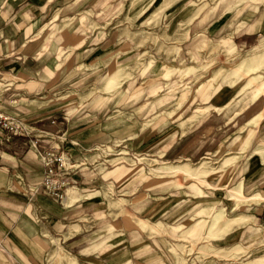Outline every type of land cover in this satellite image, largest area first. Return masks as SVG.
Returning <instances> with one entry per match:
<instances>
[{"label":"crops","instance_id":"0c3cea01","mask_svg":"<svg viewBox=\"0 0 264 264\" xmlns=\"http://www.w3.org/2000/svg\"><path fill=\"white\" fill-rule=\"evenodd\" d=\"M0 113L68 179L0 128L16 264H264V0H0Z\"/></svg>","mask_w":264,"mask_h":264},{"label":"built area","instance_id":"2783aa9c","mask_svg":"<svg viewBox=\"0 0 264 264\" xmlns=\"http://www.w3.org/2000/svg\"><path fill=\"white\" fill-rule=\"evenodd\" d=\"M0 128L5 133L4 142L6 143H10L14 137L18 136L29 138L30 148L35 151L44 169L43 179L35 191L40 190L55 201L63 202L65 198L64 191L68 185V179L63 174L66 169L63 155L40 150L36 142L40 131L24 125L13 117L0 113Z\"/></svg>","mask_w":264,"mask_h":264},{"label":"rangeland","instance_id":"374dc122","mask_svg":"<svg viewBox=\"0 0 264 264\" xmlns=\"http://www.w3.org/2000/svg\"><path fill=\"white\" fill-rule=\"evenodd\" d=\"M99 154V157H103V159H107L110 157H130L134 163L136 164H147L149 170L154 172L157 167H159V163H156L150 158H145L147 156L140 155L139 153L130 152L123 144L116 145L115 147L111 146H99L96 150ZM150 157V156H148ZM153 157V156H151ZM0 264H16L11 258H9L5 254H0Z\"/></svg>","mask_w":264,"mask_h":264}]
</instances>
